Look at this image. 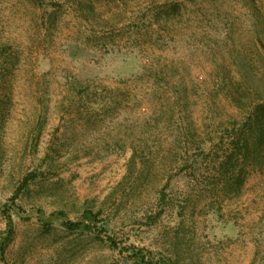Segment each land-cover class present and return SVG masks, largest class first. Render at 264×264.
I'll return each mask as SVG.
<instances>
[{"label":"rangeland","instance_id":"rangeland-1","mask_svg":"<svg viewBox=\"0 0 264 264\" xmlns=\"http://www.w3.org/2000/svg\"><path fill=\"white\" fill-rule=\"evenodd\" d=\"M259 105L264 0H0V264H264Z\"/></svg>","mask_w":264,"mask_h":264},{"label":"trees","instance_id":"trees-1","mask_svg":"<svg viewBox=\"0 0 264 264\" xmlns=\"http://www.w3.org/2000/svg\"><path fill=\"white\" fill-rule=\"evenodd\" d=\"M235 107L239 112L248 108L245 107V105H243L242 101L240 100L235 101ZM239 125L240 129L236 131L237 134L235 137L237 141V143L235 144H238L239 148V155L237 156V160L247 164L249 159L253 157L254 162H256L260 156L261 148L263 147L262 144L264 143V106L259 105L253 107L251 111L248 112V114L246 113V118L243 120V123H239ZM233 158L234 157L231 156L228 161L225 160L224 162H222V168L231 166ZM244 170L245 169L243 168H241V171H239L238 169H234L235 172H239L238 175L235 176V182L227 183L228 186H230L231 188L235 186L238 187L236 194H240L241 192V187L243 185L241 174ZM29 184L30 180L26 179L23 187H27ZM56 215L63 216L62 213H56ZM6 219L7 230L4 238L0 242V260L3 263H5L6 261V255L9 244L13 240L15 235V227L12 215L8 213L6 215ZM67 226L72 227V225L70 224ZM87 228L91 229L94 232H97V225H93L92 227L89 226ZM134 256L135 264H158L156 263V260L152 257L151 253L149 254V256H147L144 251H137L136 248H134Z\"/></svg>","mask_w":264,"mask_h":264}]
</instances>
